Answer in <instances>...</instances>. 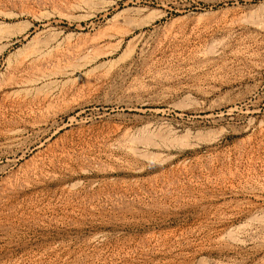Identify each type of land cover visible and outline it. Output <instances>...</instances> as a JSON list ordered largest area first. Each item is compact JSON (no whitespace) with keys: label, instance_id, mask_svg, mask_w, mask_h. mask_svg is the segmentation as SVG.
I'll return each mask as SVG.
<instances>
[{"label":"rangeland","instance_id":"obj_1","mask_svg":"<svg viewBox=\"0 0 264 264\" xmlns=\"http://www.w3.org/2000/svg\"><path fill=\"white\" fill-rule=\"evenodd\" d=\"M263 25L264 0H0V264H264Z\"/></svg>","mask_w":264,"mask_h":264},{"label":"bare ground","instance_id":"obj_2","mask_svg":"<svg viewBox=\"0 0 264 264\" xmlns=\"http://www.w3.org/2000/svg\"><path fill=\"white\" fill-rule=\"evenodd\" d=\"M259 24V23H258ZM263 27H264V25H263ZM114 36V35H113ZM121 45V42L119 43V45H118V48H119V46ZM51 50V49H50ZM35 51V50H34ZM110 52V51H109ZM42 56V55H41ZM96 58L98 57V55H94ZM93 56V57H94ZM93 57H92V60H93ZM94 57V58H95ZM90 58V57H89ZM88 58V59H89ZM115 126V125H114ZM116 127V126H115ZM120 127H121V125H120ZM118 128L119 127H117V131H119L118 130ZM152 129H154V128H152ZM151 129V127H150V125L149 124H146V125H144L143 127H141L140 128V131H136V133L137 132H141V134L140 135H137L136 133H133V134H130V131H126L127 133H126V136H127V140H128V142H129V148H130V151H132L134 154H143V149L139 146V143H142V147H145V148H149V147H152V146H159L160 145V143L159 142H156V140H154L155 138H157V136H159L160 137V139L161 138H164V135H163V132H159L158 131V129H157V131L159 132V133H155V134H153L154 132H153V130ZM114 130V129H113ZM145 134H149L148 135V137H146V138H143L144 137V135ZM127 140H125L126 142H127ZM146 150H144V152H145ZM150 152V151H149ZM150 154V156L151 155H153L152 154V151L149 153ZM0 155H4L3 153H1L0 152ZM144 155H145V153H144ZM146 156H148V152H147V154H146ZM9 192H8V190L7 191H3V192H0V199L2 198L3 199V197L4 196H6L7 194H8ZM1 199V200H2Z\"/></svg>","mask_w":264,"mask_h":264}]
</instances>
